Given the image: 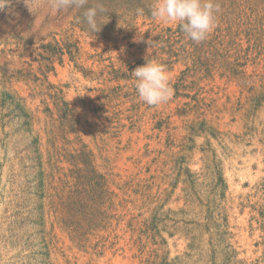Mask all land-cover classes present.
Here are the masks:
<instances>
[{
	"label": "rangeland",
	"instance_id": "374dc122",
	"mask_svg": "<svg viewBox=\"0 0 264 264\" xmlns=\"http://www.w3.org/2000/svg\"><path fill=\"white\" fill-rule=\"evenodd\" d=\"M80 13L51 14L47 0H34L33 13L24 0H12L10 10L0 11V264H264V101L240 110L239 89L230 84L226 92L215 95L223 111L208 115L210 126L189 127L173 115L168 127L153 129L151 110L140 130L106 136L105 131L114 130L113 123L95 111L85 115L84 110L85 103L92 102L90 107L95 108L106 101L100 99L101 88L110 85L104 81L109 60H98L96 54L108 47L112 52L104 58L120 51L125 59L146 56L127 49L140 42L149 24L143 25L140 17L134 30L125 29L116 33L118 41H107L81 30ZM129 32L133 36L125 38ZM67 35L70 45L61 62L55 39ZM70 50L74 54L79 50V55L73 59ZM259 62L250 64L248 72L264 71V56ZM179 71L178 66L167 70L170 81ZM227 94L234 109L224 108ZM18 98L25 100L26 111L37 120L33 134L25 131L16 111ZM61 99L87 126L81 140L95 148L105 133L108 148L114 150L104 154L110 156L119 183L112 186L114 217L105 230L92 231L86 245L74 241L63 224L75 190L76 167L70 158L60 157L59 171L49 176L46 193L37 190L36 175L28 168L35 133H40L47 155L50 135L45 127L49 130L52 122L48 108L58 119ZM190 100L181 97L157 108L168 111ZM105 107L111 108V103ZM56 129V144L68 148L64 154L69 155L78 146V134L68 127L66 133L57 124ZM118 144L124 147L120 152ZM160 148L168 150L169 160L164 155L155 163L153 150ZM131 176L144 180L137 194L133 190L125 194L121 188ZM146 219L152 227L146 234L129 227L131 221L136 227Z\"/></svg>",
	"mask_w": 264,
	"mask_h": 264
},
{
	"label": "trees",
	"instance_id": "16d2710c",
	"mask_svg": "<svg viewBox=\"0 0 264 264\" xmlns=\"http://www.w3.org/2000/svg\"><path fill=\"white\" fill-rule=\"evenodd\" d=\"M156 2L157 0H99L106 9L99 19L101 22H107L97 33H91L88 29L86 22L83 21L82 10L78 15L79 26L84 33L107 41L113 39L118 41L116 33L121 34L125 29L134 30L137 19L140 17L143 18V25L149 24L140 42L130 43L127 49L135 48L134 53H146V56L139 59H125L120 51L117 56L109 55L104 58L105 53L112 52V48L108 47L96 54L99 57L98 60H109L106 65L108 76L104 81L110 85L101 88L100 99L104 98L106 101H101V105L95 108L90 107L92 102L85 103L84 110L85 115H88L89 111H95L100 118H106L113 123L114 130L105 131L106 136L109 133L112 137L118 136L123 130L132 132L140 130L143 119L151 110L153 112L150 118L156 121L153 129L163 130L164 127H168L173 115L182 117L189 127L199 124L210 126L212 119H208V115L223 111L215 95L226 92L230 84H235L239 89L236 103L240 105L238 109L254 108L263 103L264 71L254 69L248 72V66L260 64L259 60L264 56V0H214L219 5L216 26L207 39L200 43L188 39L175 23L156 24V20L151 17V9ZM95 3L97 0H89V6ZM118 26L121 27L118 28ZM68 36L62 40L55 39L57 42L55 48L59 49L61 62L64 61L65 48L68 49L70 45L67 42ZM131 36L133 34L129 32L125 38ZM78 53L79 50L75 54L71 50L69 52L73 59L79 55ZM146 60L157 62L166 70H172L176 66L180 69L175 81H170L174 94L165 107H168L171 101L181 97H189L191 100L180 102L174 109L168 111L167 109L159 110L157 106H149L141 101L134 88L135 78L132 76V71L144 64ZM217 80L222 83H217ZM206 86L211 87L206 89ZM226 97L227 100L223 103L224 108L234 109L236 104L233 98L228 94ZM18 100L20 103H15L18 109L16 111L24 120L25 131L33 134L37 120L32 112L26 111L25 100L23 98ZM60 101H63V104L60 106V103H57L58 119L48 108L52 122L49 130L45 127L47 135H50L46 144L47 155L43 151L44 144L40 133H35L29 149L33 152V156H28V161L31 162L28 168L36 175L37 190L41 191L40 194L46 193L49 176L56 175V171H59L60 157L70 158L68 161L76 167L72 171L75 190L73 201L68 206L66 215L68 217L63 220V224L70 229L68 231L74 241L86 245L92 231L105 230L114 217L110 213L115 206L116 195L112 186L119 183L115 179L116 175L111 171L110 156H104L106 152L114 150L108 148L105 133L101 134L99 142L101 144L98 143L95 148L81 140L83 134L87 132V126L81 121V117L76 115V109L70 108L64 100ZM107 102L111 103V108L105 107ZM127 102H130L128 107H120ZM144 106L145 109L142 110ZM103 112L111 115L104 117L101 114ZM86 123H88L87 120ZM56 124L66 133H68L66 131L68 127L69 132L78 134L75 138L78 146H74L69 155L64 154L68 152V148H62L56 144L59 134ZM170 135L169 131L168 138ZM72 143L68 142V144ZM115 148L117 152L124 149L119 144ZM153 151L156 153L153 158L155 163L161 162L164 155L169 157L167 149L160 148ZM150 153L151 151L147 149L145 155ZM98 161L101 163L99 164ZM153 177L155 176L152 175L151 178ZM143 181L137 176H131L123 181L121 188L124 189L125 194L129 193V190L137 194L139 189L144 187ZM124 200L127 202L126 199ZM138 225L135 227L133 221L129 223L133 231L139 230L141 234H146L152 229L147 219L140 221Z\"/></svg>",
	"mask_w": 264,
	"mask_h": 264
},
{
	"label": "clouds",
	"instance_id": "9594fccd",
	"mask_svg": "<svg viewBox=\"0 0 264 264\" xmlns=\"http://www.w3.org/2000/svg\"><path fill=\"white\" fill-rule=\"evenodd\" d=\"M24 3L33 13L34 0H24ZM11 5L12 0H0V11L10 10ZM47 7L51 14L82 10L83 21L91 33L99 32L107 22L99 19L106 12L99 0L91 6L89 0H47ZM218 11L219 5L214 0H157L151 9V17L164 24H177L188 39L200 43L216 26ZM132 76L138 98L147 105L159 106L171 99L173 89L170 76L163 65L146 60L132 71Z\"/></svg>",
	"mask_w": 264,
	"mask_h": 264
}]
</instances>
